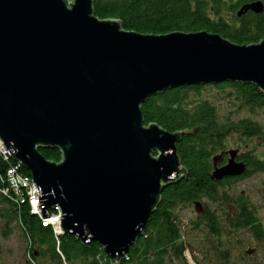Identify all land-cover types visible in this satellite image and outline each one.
<instances>
[{
    "label": "water",
    "instance_id": "95a60500",
    "mask_svg": "<svg viewBox=\"0 0 264 264\" xmlns=\"http://www.w3.org/2000/svg\"><path fill=\"white\" fill-rule=\"evenodd\" d=\"M262 11L255 1L237 16ZM225 82L264 94V39L138 34L98 19L93 0H0V142L36 185L41 219L58 207L61 236L98 243L110 264L135 248L162 191L187 176L177 144L188 132L145 125L141 106ZM41 149H57L60 161ZM239 152L213 155L210 179L242 175ZM193 207L201 213L199 201Z\"/></svg>",
    "mask_w": 264,
    "mask_h": 264
},
{
    "label": "trees",
    "instance_id": "16d2710c",
    "mask_svg": "<svg viewBox=\"0 0 264 264\" xmlns=\"http://www.w3.org/2000/svg\"><path fill=\"white\" fill-rule=\"evenodd\" d=\"M255 1L263 5L260 14L247 12L237 16L242 6ZM93 11L98 19L117 20L122 29L138 34L205 31L237 45L264 39V0H93ZM207 87L233 91L242 108L264 107V94L255 85L232 82L178 87L150 97L141 106L145 125L155 123L168 132H188L177 144L187 176L162 191L161 202L145 232L120 264H181L184 226L181 227L179 211L204 198L212 203L227 202V195L218 191L222 181L210 179L211 157L228 148L226 139L231 134L237 135L238 148L253 138L264 143V128L256 122L245 118L221 120L208 101L189 100ZM39 153L51 162L61 158L57 149H41ZM245 156L250 170L264 171V162L260 161L264 146ZM15 165L13 159L4 160L0 155V193L8 191L7 195L0 194V217L6 219L8 226L17 222L31 264H110L98 243L83 244L72 235L56 238L50 227H43L40 219L31 215L28 204L20 203L22 193L13 191L6 182L7 169ZM19 172L30 177L23 168Z\"/></svg>",
    "mask_w": 264,
    "mask_h": 264
},
{
    "label": "flooded vegetation",
    "instance_id": "af4514ba",
    "mask_svg": "<svg viewBox=\"0 0 264 264\" xmlns=\"http://www.w3.org/2000/svg\"><path fill=\"white\" fill-rule=\"evenodd\" d=\"M231 149L240 150L236 161L243 163L246 171L218 181H222L218 191L227 195V202L212 203L204 198L199 200L201 213H196L193 207L194 218L188 221V230L183 228L181 264H264V171L250 170L245 162L247 152L241 153V148L218 153ZM227 160L228 156L224 155L219 167L226 165ZM260 161L264 162V158ZM210 170L212 173V165ZM247 171L250 173L246 174ZM257 175L263 182L256 199L250 200L244 191L236 194L239 183ZM208 214L212 219L210 216L208 219Z\"/></svg>",
    "mask_w": 264,
    "mask_h": 264
},
{
    "label": "rangeland",
    "instance_id": "374dc122",
    "mask_svg": "<svg viewBox=\"0 0 264 264\" xmlns=\"http://www.w3.org/2000/svg\"><path fill=\"white\" fill-rule=\"evenodd\" d=\"M189 100L191 102L198 100L208 101L214 106L218 118L221 120L230 119L236 121L245 118L256 122L264 128V107L254 108L253 110L242 108L239 102L235 100L234 92L229 89L219 90L207 87L199 96L191 95ZM262 143L259 138L246 140L245 145H241L240 147L241 153L258 152L260 150L258 148ZM237 144H239V140L236 134H231L226 139L227 149L236 148ZM263 181L260 175L244 180L238 184L236 194L244 191L250 200H254ZM194 214L193 206L180 210L179 217L183 221L181 227L184 226L187 229V223L194 218ZM8 232L10 233L7 234ZM5 235H7L6 238L4 237ZM27 249V243L17 222L14 221L8 226L6 219L0 217V264H31L27 256Z\"/></svg>",
    "mask_w": 264,
    "mask_h": 264
},
{
    "label": "built area",
    "instance_id": "2783aa9c",
    "mask_svg": "<svg viewBox=\"0 0 264 264\" xmlns=\"http://www.w3.org/2000/svg\"><path fill=\"white\" fill-rule=\"evenodd\" d=\"M0 155L4 160L12 159V155L8 149H5L0 142ZM11 166L6 171V182L16 193H22V198L20 203H27L30 208V213L32 216H37L43 227H50L53 230L56 238L60 237L62 232L60 230V211L58 207L54 211H47L49 216L47 218L41 219L40 209L38 205V190L36 185L32 182L31 177L25 176L19 172L20 165ZM4 195L8 194L5 189L1 192ZM0 193V194H1Z\"/></svg>",
    "mask_w": 264,
    "mask_h": 264
},
{
    "label": "bare ground",
    "instance_id": "6f19581e",
    "mask_svg": "<svg viewBox=\"0 0 264 264\" xmlns=\"http://www.w3.org/2000/svg\"><path fill=\"white\" fill-rule=\"evenodd\" d=\"M4 147V146H3ZM219 167V166H218ZM220 168V167H219ZM246 171V170H245ZM245 173V172H244ZM226 178V177H225ZM222 180V179H221ZM220 181V180H219ZM61 230V229H60Z\"/></svg>",
    "mask_w": 264,
    "mask_h": 264
}]
</instances>
